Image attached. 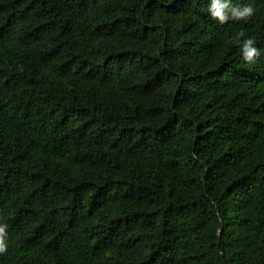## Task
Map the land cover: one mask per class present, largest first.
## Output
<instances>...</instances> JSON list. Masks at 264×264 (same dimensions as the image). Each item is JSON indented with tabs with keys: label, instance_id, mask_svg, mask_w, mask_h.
I'll list each match as a JSON object with an SVG mask.
<instances>
[{
	"label": "trees",
	"instance_id": "trees-1",
	"mask_svg": "<svg viewBox=\"0 0 264 264\" xmlns=\"http://www.w3.org/2000/svg\"><path fill=\"white\" fill-rule=\"evenodd\" d=\"M211 3L0 0V264H264V0Z\"/></svg>",
	"mask_w": 264,
	"mask_h": 264
},
{
	"label": "clouds",
	"instance_id": "clouds-1",
	"mask_svg": "<svg viewBox=\"0 0 264 264\" xmlns=\"http://www.w3.org/2000/svg\"><path fill=\"white\" fill-rule=\"evenodd\" d=\"M229 9V11H226ZM213 18L219 20L221 24L227 22L229 19L228 12H231V17L237 20H242L247 17H250L253 13L251 7L244 8H229V5H220L219 0H212L210 9H209ZM240 35H243L241 33ZM254 41L252 39H247L243 42L242 45V54L243 59L252 63L255 59L260 56V52L257 48L253 47ZM6 236V225L0 226V253H3L7 250V245L5 244L4 238Z\"/></svg>",
	"mask_w": 264,
	"mask_h": 264
}]
</instances>
